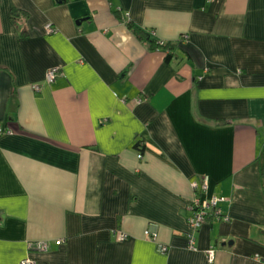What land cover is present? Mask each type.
<instances>
[{
	"label": "crops",
	"instance_id": "0c3cea01",
	"mask_svg": "<svg viewBox=\"0 0 264 264\" xmlns=\"http://www.w3.org/2000/svg\"><path fill=\"white\" fill-rule=\"evenodd\" d=\"M0 124V264H264V0H0Z\"/></svg>",
	"mask_w": 264,
	"mask_h": 264
},
{
	"label": "built area",
	"instance_id": "2783aa9c",
	"mask_svg": "<svg viewBox=\"0 0 264 264\" xmlns=\"http://www.w3.org/2000/svg\"><path fill=\"white\" fill-rule=\"evenodd\" d=\"M46 32L47 33H52L53 32V27L51 25H47L45 27ZM59 72V68L57 67H53L50 71H48L47 75H46V80L48 82H51L55 79L57 73ZM34 89H36L37 91H39L41 89L40 85H35ZM6 133H10V130L3 127L0 124V137ZM206 187V182H202L199 185V191H198V196L195 198L194 200V204L192 206H190L191 209V216L189 217V223H190V227L191 230L194 231L197 228H199L202 224V222L204 221L205 217L208 215V211L209 209H211V205L215 204V199L213 200H206L205 198H203L201 192L202 190H205ZM57 244L61 243V239L56 240ZM190 246L193 247V239H191L190 241ZM30 248H36L38 250L41 251H45L48 250L49 243L47 241H35V242H30L29 244ZM19 264H33L29 259L24 258L20 261Z\"/></svg>",
	"mask_w": 264,
	"mask_h": 264
},
{
	"label": "trees",
	"instance_id": "16d2710c",
	"mask_svg": "<svg viewBox=\"0 0 264 264\" xmlns=\"http://www.w3.org/2000/svg\"><path fill=\"white\" fill-rule=\"evenodd\" d=\"M19 14H22L26 18V12L18 10V9H13L12 10V16L17 17ZM129 26L135 30V33L138 34L141 38L145 39L146 41L149 42V45L152 49H160L163 52L166 53L165 59L166 61L170 62L173 57H174V50L177 45L176 42H171V41H160L156 37H153L150 30L145 29L143 27H139L133 23H129ZM135 147L138 148L139 150H143L145 147L144 141L142 139H138V141L135 143ZM262 178H263V186H264V158L262 161Z\"/></svg>",
	"mask_w": 264,
	"mask_h": 264
}]
</instances>
